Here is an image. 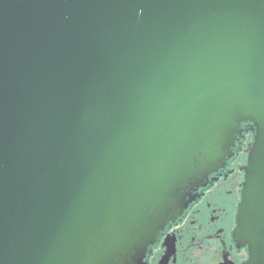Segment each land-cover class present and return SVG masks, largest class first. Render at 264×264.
I'll use <instances>...</instances> for the list:
<instances>
[{
	"label": "water",
	"instance_id": "1",
	"mask_svg": "<svg viewBox=\"0 0 264 264\" xmlns=\"http://www.w3.org/2000/svg\"><path fill=\"white\" fill-rule=\"evenodd\" d=\"M244 124L264 264V0H0V264H144Z\"/></svg>",
	"mask_w": 264,
	"mask_h": 264
},
{
	"label": "flooded vegetation",
	"instance_id": "2",
	"mask_svg": "<svg viewBox=\"0 0 264 264\" xmlns=\"http://www.w3.org/2000/svg\"><path fill=\"white\" fill-rule=\"evenodd\" d=\"M242 128L233 157L192 192L194 200L158 234L144 264H245L247 247H240L234 232L254 132L249 124Z\"/></svg>",
	"mask_w": 264,
	"mask_h": 264
}]
</instances>
